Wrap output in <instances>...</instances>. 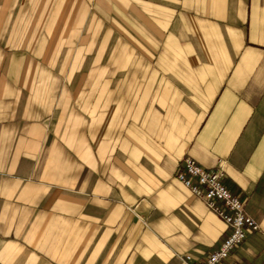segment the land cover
Instances as JSON below:
<instances>
[{
  "label": "crops",
  "instance_id": "0c3cea01",
  "mask_svg": "<svg viewBox=\"0 0 264 264\" xmlns=\"http://www.w3.org/2000/svg\"><path fill=\"white\" fill-rule=\"evenodd\" d=\"M186 156L264 264V0H0V264H200L229 228Z\"/></svg>",
  "mask_w": 264,
  "mask_h": 264
},
{
  "label": "built area",
  "instance_id": "2783aa9c",
  "mask_svg": "<svg viewBox=\"0 0 264 264\" xmlns=\"http://www.w3.org/2000/svg\"><path fill=\"white\" fill-rule=\"evenodd\" d=\"M183 169L176 171L175 177L205 205L228 225L229 233L208 257L200 264H226L232 250L240 244L247 233L258 230V222L246 213L243 201L233 195L222 183L224 171L220 164L212 168H202L194 159H182ZM179 264H194L190 254L180 256Z\"/></svg>",
  "mask_w": 264,
  "mask_h": 264
}]
</instances>
